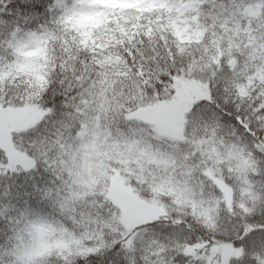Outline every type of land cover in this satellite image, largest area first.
Segmentation results:
<instances>
[{
	"label": "clouds",
	"instance_id": "9594fccd",
	"mask_svg": "<svg viewBox=\"0 0 264 264\" xmlns=\"http://www.w3.org/2000/svg\"><path fill=\"white\" fill-rule=\"evenodd\" d=\"M34 2L35 55L0 46V110L42 113L14 135L30 168L0 152V248L31 250V264H90L93 250L113 248L110 264H258L264 248L240 240L264 234V198L250 215L238 204L245 178L264 195V0H64L67 15L48 11L56 0ZM189 78L213 97L199 125L189 119L167 136L130 118ZM213 117L215 146L203 128ZM114 172L158 212L135 225L134 252L107 196ZM25 210L54 229L47 249L20 231Z\"/></svg>",
	"mask_w": 264,
	"mask_h": 264
},
{
	"label": "snow or ice",
	"instance_id": "6c2138e0",
	"mask_svg": "<svg viewBox=\"0 0 264 264\" xmlns=\"http://www.w3.org/2000/svg\"><path fill=\"white\" fill-rule=\"evenodd\" d=\"M37 7L38 6L35 4L34 0H19V2H16V0H0V46H6L8 49L12 50L14 54L22 56L29 48L36 47L40 43V38H38L35 33L27 30V26H30L32 21L39 19ZM57 8L66 15L69 12L64 0H56V3L51 6L48 11L53 12ZM71 11L75 14V9H72ZM45 35L47 37L49 35H54V33H48L45 31ZM2 78L3 70L0 69V79ZM191 79L192 78L187 80H177L175 85L176 95L168 100L173 104H179L180 125L185 124L189 119H191L193 124L199 125L203 119L202 114L206 113L209 107L213 104V97L206 86L202 84L201 87L206 92L204 98L195 99L191 102H184L179 98V85ZM244 126L247 127V124ZM219 127L220 124L216 121L215 117L209 122L203 124L205 135L210 137L208 140L210 145H216V134ZM220 143L223 144V141H220ZM261 150L264 151V148ZM225 154L230 155L227 146H225ZM256 174H259V172L257 171ZM206 175L211 176V173H206ZM242 185L243 186L240 188L241 200L238 207L241 214L250 215L255 211V206L262 198H264V195L257 192L255 186L246 178L243 179ZM249 202L253 207H248ZM229 206L231 207V201ZM120 210L121 215L119 216V222L128 229L124 240L120 243H123L127 251L134 252L137 239L134 227L136 224L144 223L146 221H129L126 210L123 208ZM2 215H4V211L0 210V216ZM29 215L32 216L31 219H29ZM16 223L18 225L23 224V229L20 230L21 232L27 231L36 236L39 242L38 247L47 249L48 234L54 231V229H52L51 225L45 218L36 217L35 213L30 214L25 210L20 212ZM230 226L235 227V221L231 222ZM239 232L240 230L237 229V235H239ZM17 238H19V236ZM240 243L254 249L264 248V234L259 232H249L240 240ZM116 246L119 247V244H116ZM114 251V248L111 252H104L102 249L93 250L90 256V264H110V261H114V257L111 254ZM31 255V250L21 253L19 246H6L0 248V264H31ZM5 258H7V261ZM257 262L258 264H264V257L258 256Z\"/></svg>",
	"mask_w": 264,
	"mask_h": 264
},
{
	"label": "rangeland",
	"instance_id": "374dc122",
	"mask_svg": "<svg viewBox=\"0 0 264 264\" xmlns=\"http://www.w3.org/2000/svg\"><path fill=\"white\" fill-rule=\"evenodd\" d=\"M159 1L161 0H155V3H158ZM137 2L139 3V0H137ZM179 88V98L184 102H191L192 96L195 92L202 96L206 94L205 90L198 83L183 82L179 85ZM152 110L153 111L150 117H152L151 119H153V129L160 135L175 136L180 125L179 104L168 102L155 106L152 108ZM41 114L42 113L36 108L19 110L17 112L8 110L6 113L0 110V119H5L9 125H14L16 123H19V121L26 120L27 118H38V116H40ZM0 142L3 143L4 146H6V143H4V137H0ZM219 186L223 189L225 195L228 197L227 189L221 184ZM108 197L114 202H117L121 209H124L125 207L135 208V206H132V200L135 199L132 190L125 184L122 179L118 177L117 173H115L111 179L110 187L108 190ZM127 216L129 221H132L133 218L136 219V217L141 215H138L135 213V211H133L127 213ZM233 254L234 249H232L231 247L225 246L222 249V255L226 258L232 256Z\"/></svg>",
	"mask_w": 264,
	"mask_h": 264
},
{
	"label": "trees",
	"instance_id": "16d2710c",
	"mask_svg": "<svg viewBox=\"0 0 264 264\" xmlns=\"http://www.w3.org/2000/svg\"><path fill=\"white\" fill-rule=\"evenodd\" d=\"M16 2H19V0H16ZM160 2H163V0L159 1L158 3H155L154 7L158 8ZM166 6L167 5L165 4V7ZM180 11H182V9L178 11V13H177L178 15L180 14ZM34 55H35L34 52H30L27 50L26 53L22 56L31 57ZM20 70L35 72V71H38V66L36 64H24V65L20 66ZM196 71H197V68L195 66H193V69H192L193 75L195 74ZM186 82L198 83L199 85H201L194 78L191 80H188ZM204 96L195 92L194 95L192 96L191 101H193L195 99H199V98H204ZM168 102L169 101H165L163 103H158L156 105L148 106L147 108H144V109L140 110L139 112L135 113L134 116L130 117V118L137 119V120L141 121L142 123L149 125L152 128H154V125L152 123L153 119H151L152 117H150V115L153 111L152 108L155 106H158L160 104H165ZM28 109H30V108L9 109V110L17 112L19 110H28ZM41 116H42V114L40 116H38V118H35V117L30 118V119L27 118L26 120L19 121V123H16L14 125H9L5 119H0V137L1 136L4 137V143H6V146H4L3 143L0 142V152H3L9 161L23 165L25 170H27L28 168H30L32 166V162L27 158V156H25L23 153L19 152L16 149L15 144H14V135L17 133H21V132L25 131L26 129H28L29 127H31L34 123H36L40 119ZM115 173H117L118 177L120 179H122L125 182V184L132 190L133 195L135 196V199L132 200V206H135V208H133V207L132 208H129V207L124 208V210H126L127 213L135 211L136 214L141 215V216L136 217V219L133 218L132 221H147L149 219H155L156 215H158L157 210L155 208L146 207V205L140 200L139 196L134 191V189L126 183L125 179L123 178V176L119 172H114L110 177H108L109 187H110L111 179ZM216 182H219V181H216ZM219 183H217L218 186L221 184V183L220 184ZM109 187H108V190H109ZM108 190H107V196H108ZM221 190L223 191L222 188H221ZM227 192H228V197L226 195H225V197L230 203L231 190L227 189ZM111 201L117 208L121 209V207L119 206V204L117 202H114L113 200H111ZM228 247H230V246H228Z\"/></svg>",
	"mask_w": 264,
	"mask_h": 264
}]
</instances>
